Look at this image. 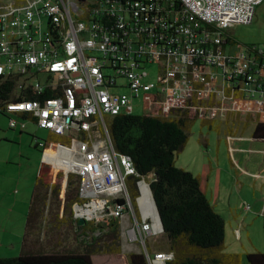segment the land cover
I'll list each match as a JSON object with an SVG mask.
<instances>
[{
  "label": "built area",
  "instance_id": "built-area-1",
  "mask_svg": "<svg viewBox=\"0 0 264 264\" xmlns=\"http://www.w3.org/2000/svg\"><path fill=\"white\" fill-rule=\"evenodd\" d=\"M263 2L0 0V79L14 81L17 97H37L5 101L0 114L11 130L23 131L29 120L70 141L57 145L55 160L69 165L65 179L79 180L71 220L85 244L102 235L98 225L114 219L123 251L142 255L146 264L174 260L173 251L148 245L163 235L150 191L154 177H141L115 151L108 119L132 114V101L143 95L144 115L151 117L183 111L194 119L264 120V62L255 58L264 46L233 45L226 33L251 24ZM152 64L157 78L146 81ZM45 91L51 97L40 99ZM129 177H140L134 204Z\"/></svg>",
  "mask_w": 264,
  "mask_h": 264
},
{
  "label": "rangeland",
  "instance_id": "rangeland-1",
  "mask_svg": "<svg viewBox=\"0 0 264 264\" xmlns=\"http://www.w3.org/2000/svg\"><path fill=\"white\" fill-rule=\"evenodd\" d=\"M226 33L241 45L263 47L264 2L255 7L251 24L234 26ZM146 71L149 73L146 81H155L158 65H148ZM44 78L45 75L39 77L40 81ZM121 92L129 94L126 91ZM144 101L143 95L134 99L131 113L144 114ZM14 118L18 119L17 116ZM25 122L26 128L23 131L10 130L8 117L0 115V258H14L24 253H83L87 244L80 240L70 214L63 212L68 181V178L65 179L64 174L67 173L65 169L64 173L63 170L58 171L61 173L53 177V172L49 168L46 170L49 173L47 179L44 180L49 188H51L50 185L59 188V207L51 196V191H48L46 198L41 201L43 207L40 218L34 225L27 226L35 179L42 161L40 145L49 143L54 137L48 130L38 129L31 121L25 120ZM218 140L219 134L216 130L196 119L189 128L185 147L175 156L176 166L194 175L200 174L204 168L207 169L213 156L214 158L217 156ZM221 146L218 153L220 166L215 168L209 176L206 194L215 211L225 222L223 252L242 254L241 264H249L245 257L247 253L258 250L264 252L263 217H256L239 227V221L245 214L254 211H251V207L255 205L253 195L256 177L252 173L245 174L237 170L239 168L235 163L238 161L236 153L235 161H232L236 169L232 167L230 158L232 159L233 154L230 149H226L225 139ZM235 147L239 146L235 144ZM242 149L247 150L248 147ZM239 157H245V155L240 154ZM73 181L76 186V176L73 177ZM238 181L244 182L242 190L237 187ZM247 206L250 210H245ZM255 208L257 209L256 205ZM239 228L241 239L236 233V229ZM246 232H249V236ZM148 245L156 250H169L170 246L164 235L159 236L155 242L149 240ZM127 256L128 253L122 249L121 240L120 254H98L91 259L93 264H128Z\"/></svg>",
  "mask_w": 264,
  "mask_h": 264
},
{
  "label": "trees",
  "instance_id": "trees-1",
  "mask_svg": "<svg viewBox=\"0 0 264 264\" xmlns=\"http://www.w3.org/2000/svg\"><path fill=\"white\" fill-rule=\"evenodd\" d=\"M228 42L244 46L231 37ZM254 46L256 45L244 47ZM255 58L260 63L264 62V54H256ZM14 86L13 80L0 79V104L37 98L29 92L17 97ZM49 97L51 94L45 91L39 98ZM195 120L183 111H177L174 117L168 118L119 114L108 119L107 127L115 151L129 157L141 177H154L150 189L162 222L163 235L170 245L168 249L174 252V260L170 264H241V254L223 252L225 222L202 192L199 176L175 164V156L185 147L189 128ZM208 121L203 120L202 123L206 124ZM51 135L54 139L42 146L40 173L27 216V226L34 225L40 218L43 207L41 201L46 198L48 191H51L55 203H58L57 207L60 204L59 188L54 185L49 188L44 180L49 174L46 170L52 167L57 145H68L70 141L52 133ZM252 138L264 142L263 119L258 121ZM47 150H51L52 154L46 156ZM62 170L61 167L56 168L53 177ZM73 177L75 176L68 177L63 207L64 214L69 213L70 219L71 207L78 200L79 180L77 178V185L74 186ZM138 180L140 177L127 179L133 204L139 195ZM87 227L94 230L92 225L87 224ZM97 228L102 230V235L93 238L83 253H24L14 258H0V264H93L91 257L94 255L120 254L121 237L117 221H106ZM245 257L249 264H264V254L261 252L247 253ZM127 263L146 264L144 257L139 254H128Z\"/></svg>",
  "mask_w": 264,
  "mask_h": 264
},
{
  "label": "crops",
  "instance_id": "crops-1",
  "mask_svg": "<svg viewBox=\"0 0 264 264\" xmlns=\"http://www.w3.org/2000/svg\"><path fill=\"white\" fill-rule=\"evenodd\" d=\"M259 120L260 119H252L251 117L248 116H240L235 114L228 115L226 119L209 120L208 123L206 124L209 125L211 128H213L214 130H216V132H218L219 134V140L217 142L218 146L216 148L217 156H215V158L213 156L214 159L212 158L207 169L204 168L202 170L203 172H201L200 174H196L200 178L201 190L207 196L206 188H207L208 178L213 173L215 168H219L220 166V159L218 153L220 152V149L222 147L221 143L225 139V143L227 146L226 149L227 150L230 149V151H232L231 153L233 154L232 159L230 158L231 162L233 160L235 161L234 154L236 153L238 155V161L235 162L237 165L236 167L239 168L237 170L240 171V173H245V174L252 173L256 177V179L254 180L255 183H254L253 197L257 209L255 208V205L253 206V208L251 207V211L252 210L254 211L251 213L249 212V214H245L244 218L241 221H239V227H242L245 222L255 219L256 217H263L264 219V142L259 140H254L252 138V134ZM235 144L241 148L235 147ZM244 147H248V149L247 150L242 149ZM50 153L52 154L51 150H47L45 152L46 156ZM240 154H244L245 157H239ZM55 155H56V151L54 153V161L52 163L51 172L54 173L56 168L58 169L59 167H61L63 168L62 172L64 173L65 171L64 167L55 160ZM222 167L224 168V166ZM232 167L235 168V166H233V162H232ZM229 172L231 173V170H229ZM39 173H40V166L36 175L35 184ZM237 187L242 190L244 187V182L238 181ZM236 233L241 239L240 228L236 229ZM246 234L247 236H249V232H246ZM223 251H224V247H223ZM255 252H261L264 254V252L259 250ZM233 254H239V253H233Z\"/></svg>",
  "mask_w": 264,
  "mask_h": 264
},
{
  "label": "water",
  "instance_id": "water-1",
  "mask_svg": "<svg viewBox=\"0 0 264 264\" xmlns=\"http://www.w3.org/2000/svg\"><path fill=\"white\" fill-rule=\"evenodd\" d=\"M150 191H151V189H150ZM153 202H154V199H153ZM154 205H155V208H156V215H157L158 221H159L160 226H161V229L163 231L162 222H161V219H160V216H159V213H158V210H157V207H156L155 202H154ZM78 223H79V225H84L85 224V221L84 220H79Z\"/></svg>",
  "mask_w": 264,
  "mask_h": 264
},
{
  "label": "bare ground",
  "instance_id": "bare-ground-1",
  "mask_svg": "<svg viewBox=\"0 0 264 264\" xmlns=\"http://www.w3.org/2000/svg\"><path fill=\"white\" fill-rule=\"evenodd\" d=\"M58 156H60V153L58 154ZM56 161H57L58 163H60L61 165H63L64 169H65L66 171H68V169H69V165H68L66 162H63V161L60 160V159H56Z\"/></svg>",
  "mask_w": 264,
  "mask_h": 264
}]
</instances>
